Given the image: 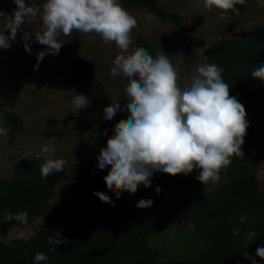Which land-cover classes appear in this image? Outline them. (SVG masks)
<instances>
[{"label": "trees", "instance_id": "obj_1", "mask_svg": "<svg viewBox=\"0 0 264 264\" xmlns=\"http://www.w3.org/2000/svg\"><path fill=\"white\" fill-rule=\"evenodd\" d=\"M121 1L128 9L142 5L163 20L179 21L176 12L158 5L157 0ZM75 41L79 43L78 34ZM165 41H150L139 35L137 47L143 46L154 56ZM209 59L210 63L224 69L222 78L230 87V96L245 107L249 127L243 145L255 144L253 153L242 159L231 157L228 179L219 183L214 194L207 193L189 174L171 176L156 172L150 187L141 184L136 193L123 192L117 199L103 179L108 172L88 165L84 170H92L97 186L108 190L112 205L107 204V208L113 212L114 218L98 209L67 214L50 210L49 200L55 191L40 174L42 158L34 160L35 153L20 158L15 155L12 176L0 177V217L4 218L5 213L27 211V224L38 216L43 215V218L41 226L29 239H15L9 244L0 239V264H36L34 256L37 252L48 256L47 264H148L153 261V264H164L159 249L151 246L150 237L178 219L193 223V232L201 244L194 245L197 248L194 255L185 253L175 257L171 264H252L250 259L241 255L243 251L255 258L256 264H264V259L256 256L257 248L264 247V190L260 189L257 179V167L264 160V82L253 79L247 70L264 64V28L245 31L238 39L217 40L209 51ZM73 74L81 94L102 104L111 101L110 91L93 72L89 62L79 55L74 61ZM5 119L12 142L24 128V120L16 112H7ZM56 122L54 117L47 120V127L42 132L45 137L56 134ZM99 130L106 140L111 125L101 122ZM142 199L152 200V207L137 208ZM131 216L134 220L130 219ZM241 216L253 219L241 224ZM229 217L231 224L228 223ZM9 222L17 226L27 225L14 220ZM233 226L243 231L234 237ZM56 231L68 242L56 245V252H53L48 238L54 237ZM249 231L257 232L252 240L245 239Z\"/></svg>", "mask_w": 264, "mask_h": 264}, {"label": "clouds", "instance_id": "obj_2", "mask_svg": "<svg viewBox=\"0 0 264 264\" xmlns=\"http://www.w3.org/2000/svg\"><path fill=\"white\" fill-rule=\"evenodd\" d=\"M14 3L17 7L11 15L0 9V24L3 25L0 49L11 48L23 25L39 23L41 31L35 32L34 39L31 32H23L22 35L28 54H31L30 45L34 42L47 46L37 53L36 69L45 56L59 53L63 45L59 37L70 36L73 31L95 33L105 44L114 42L119 49L110 75L127 78V103L122 107L120 98L111 102L103 109V118L112 120L118 111L128 115L114 125V134L97 156L99 169L110 166L103 179L117 199L123 192L136 193L141 184L145 188L150 187L156 172L176 176L202 169L196 179L204 185L212 182L219 186L220 171L232 163L231 157H244L241 146L249 122L245 107L237 98L230 96V87L222 78V67L216 63L199 66L197 74L191 77L190 85L182 88L179 70L164 51L154 58L143 46L130 50L132 32L137 28L138 21L119 0H46L42 10L27 6L25 0H14ZM245 3L246 0H202V7L210 12L220 10L221 18L226 19L229 12L239 15L236 5ZM257 3L264 6L261 0ZM155 18L154 13L145 15L149 23ZM247 70L253 79L264 82V64L248 67ZM72 104L78 112L88 107L90 102L85 95L76 94ZM7 134L8 130L0 127V135ZM54 153V147L44 145L33 157L34 160L43 159L40 174L44 179L64 170L66 160L55 158ZM156 192L159 194L160 189L157 188ZM94 195L112 205L105 193L95 191ZM152 205V200L142 199L136 207L146 209ZM28 215L27 211L5 213L4 220L27 224ZM251 219L250 216L239 218L241 224ZM228 223H232L230 217ZM241 231V228H232L234 237ZM256 236V231H249L245 239L252 240ZM18 239H26L23 232L19 233ZM67 242L59 231L48 238L50 251L53 252H56V245ZM241 255L256 264L255 258L247 251ZM256 256L264 259V247L257 248ZM48 259L43 252L34 256L36 264H47Z\"/></svg>", "mask_w": 264, "mask_h": 264}, {"label": "rangeland", "instance_id": "obj_3", "mask_svg": "<svg viewBox=\"0 0 264 264\" xmlns=\"http://www.w3.org/2000/svg\"><path fill=\"white\" fill-rule=\"evenodd\" d=\"M46 1L25 0L27 6L39 7L41 10ZM121 5L138 21V26L132 32L133 45L137 47L139 35L150 41L166 39L164 46L158 53L164 51L169 60L179 70L181 87L190 85L191 77L196 75V69L209 64V51L219 39H238L243 32L264 28V6L257 0H246L244 5H236L239 15L233 12L227 14L226 19L220 16V10L207 11L202 7V0H157V4L168 11L176 12L179 21L163 20L157 15L149 23L145 19L146 13H151L142 5L128 9L121 0ZM264 4V0H261ZM17 6L14 0H0V9L12 14ZM184 29V30H183ZM3 25L0 24V31ZM41 31L39 23L29 22L22 26L16 41L10 49H0V127L8 130L6 136L0 135V177L10 178L13 173L15 159L13 156L24 157L30 153H37L44 145L55 148L54 157L66 160L64 170L54 173L45 179L54 188V196L49 200L50 210L70 213L78 210L98 209L104 211L109 218H114L113 212L107 208L95 191L109 195L108 190L97 186L92 177V170L85 171L88 165L97 166V156L101 148L107 146L112 137L114 125L121 119H126L128 113L118 111L112 120L103 118V109L111 102L120 98L119 103L124 107L127 103V79L123 76L113 77L110 69L113 60L119 53L115 43L105 44L95 33L83 34L73 31L70 36L61 35L59 42L63 43L59 53L49 54L37 64V53L47 46L38 42L32 43L31 54L24 49L23 32H31L34 39L35 32ZM7 34V31H6ZM78 34L79 43L75 36ZM81 56L92 67L93 72L110 91L111 101L98 103L89 99V106L77 112L72 99L81 94L77 89L73 77L75 58ZM16 112L24 120V128L10 140V128L5 114ZM56 118V134L50 137L43 135L49 118ZM105 122L111 125V132L106 140L101 136L99 124ZM252 144L242 145L244 154H251ZM38 163V161H31ZM43 159L41 163H43ZM110 166L103 169L108 172ZM227 168L220 171V182L228 179ZM202 169H194L189 175L194 179ZM160 174H162L160 172ZM257 179L261 190H264V160L257 167ZM197 180V179H196ZM198 181V180H197ZM207 193L214 194L217 185L209 182L204 185L198 181ZM111 199V198H110ZM43 215L38 216L26 226H17L0 217V239L11 243L18 239L23 232L26 239L31 238L42 224ZM134 220V217H130ZM153 248L159 249L164 264L178 256L194 255L201 240L193 232V223L178 219L164 231L150 237ZM155 261L148 264H153Z\"/></svg>", "mask_w": 264, "mask_h": 264}, {"label": "water", "instance_id": "obj_4", "mask_svg": "<svg viewBox=\"0 0 264 264\" xmlns=\"http://www.w3.org/2000/svg\"><path fill=\"white\" fill-rule=\"evenodd\" d=\"M182 220V219H181Z\"/></svg>", "mask_w": 264, "mask_h": 264}]
</instances>
